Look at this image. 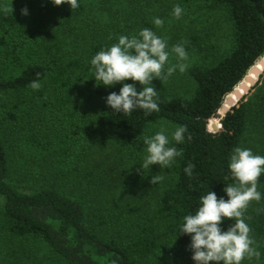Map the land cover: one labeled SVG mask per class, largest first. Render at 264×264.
<instances>
[{"label":"trees","instance_id":"16d2710c","mask_svg":"<svg viewBox=\"0 0 264 264\" xmlns=\"http://www.w3.org/2000/svg\"><path fill=\"white\" fill-rule=\"evenodd\" d=\"M178 3L183 17L175 21L174 0H78L79 8L72 10L51 0H0V197L3 228L12 239L41 240L63 264H195L191 236L178 231L184 217L195 214L207 190L223 198L224 187L235 183L229 170L233 150L242 148L252 129H264V98L257 96L258 103L249 99L264 81V0ZM194 4L198 11L190 9ZM154 18H161L163 27H156ZM222 19L229 34L214 32ZM153 27L167 46L182 44L188 55L202 54L207 63L190 64L166 81L154 79L158 112L114 113L106 98L119 94L123 85H100L91 60L120 36L131 38ZM34 80L41 84L39 90L29 87ZM87 83H93L91 90ZM124 83L134 84L137 93L143 90L138 82ZM159 122L175 130L187 125L185 141L172 139L168 145L182 155L163 170L162 181L148 180L145 190L132 194L116 211L95 216L83 201L53 186L24 192L11 180L10 149L17 139L43 153L67 151L69 142L82 151L109 143L135 162ZM188 163L195 165L192 178L184 172ZM257 190L261 200L250 203L244 219L260 252L258 260L252 259L262 261L264 173ZM233 225L224 220L221 231ZM9 244L6 249L0 244V252H8Z\"/></svg>","mask_w":264,"mask_h":264},{"label":"clouds","instance_id":"9594fccd","mask_svg":"<svg viewBox=\"0 0 264 264\" xmlns=\"http://www.w3.org/2000/svg\"><path fill=\"white\" fill-rule=\"evenodd\" d=\"M51 3L54 6L68 4L71 10L79 8L78 0H51ZM5 11L9 9L6 7ZM10 11L12 13V7ZM182 13L181 6H174L173 16L176 19H180ZM21 14L27 15V10L22 9ZM153 23L159 28L163 27L164 21L154 18ZM166 49V40L151 29L144 28L138 36H120L118 43L94 56L91 65L95 70V81L105 87L123 85L119 94L112 92L106 98L107 105L114 113L131 115L134 110H143V114L148 116L160 110L157 103L159 92L152 81H166L177 69L184 73L189 67L185 48L182 44H176L171 52L175 54L178 63L169 65L165 72V65L169 61ZM126 80L138 82L143 90L137 93L134 84H125ZM29 87L39 90L41 84L34 80ZM186 132L187 125L178 126L173 133V140L177 144L183 143ZM187 139H192L190 134ZM144 143L147 145V156L143 165H140V170L149 169L151 165L167 168L176 157L182 155V151L168 146L169 139L163 130L151 138L145 137ZM194 168V164L188 163L184 169L189 178H192ZM229 170L235 183L228 184L223 189L228 199H218L215 192L207 190V194L201 197L195 214L185 216L184 223L178 230L182 235L191 236L189 248L195 264H242L245 259L255 257L258 260L260 257V252L253 246L255 241L250 236L251 229L245 222L244 214L252 201L261 200V193L257 188L259 178L264 173V156L253 154L250 149L237 147L230 157ZM163 179V176L155 175L151 183L156 184ZM228 179L226 176L225 180ZM224 220L234 221V225L222 232L220 225Z\"/></svg>","mask_w":264,"mask_h":264},{"label":"rangeland","instance_id":"374dc122","mask_svg":"<svg viewBox=\"0 0 264 264\" xmlns=\"http://www.w3.org/2000/svg\"><path fill=\"white\" fill-rule=\"evenodd\" d=\"M174 1L176 5H179V0ZM190 9L198 11V5L194 4ZM173 20L176 21L177 19L174 17ZM226 21L222 19L220 27L216 26L214 32L220 31L222 34H229V25ZM152 29L156 32L154 27ZM194 31H192V34L196 33ZM198 33L202 36L204 30H200ZM212 41L217 47L219 40L216 36L213 37ZM223 41L227 42L225 39ZM174 45L169 44L167 46L169 61L165 65L166 67L178 63L175 54L171 52ZM72 47V44L67 46L68 49H72ZM226 47L227 45L224 44L223 48ZM213 53L215 54L214 50ZM188 57L189 59L186 61L188 65L199 64L200 62L207 63L202 54L195 53V55H188ZM207 61L209 60L207 59ZM175 73L181 75L179 69ZM178 81L180 91L185 93L183 91L184 87H182L184 80L181 81V78H179ZM87 84L91 90L93 83ZM250 94L249 99L251 102L258 103L257 96L263 99L264 81ZM260 126L256 127V130L252 129L247 134L242 145L243 149L255 150L264 154V129ZM161 130L164 131L170 143L175 129L165 122L153 125L149 131V137H153ZM68 144L65 146H68L67 151L57 148L55 151L43 153L38 150L36 152L29 150L24 142L18 141V139L15 140L10 149L11 180L13 183L24 192H32L46 186H53L60 192L83 201L87 208L94 210L95 216H97L108 210H118V207H121L120 203L132 200V194L138 190H145L148 186V180L151 181L155 175L162 176L163 170H165V168H159L158 165H151L149 169L140 170V165H143L147 151L134 162L128 160L125 154L117 151V149L115 150L109 143H96L87 151H82L78 147L75 150L71 146V142ZM137 183L139 184L133 187ZM223 199H228L226 194ZM2 203L0 197V244L4 243L6 249L10 243V250L6 253L0 252V259L4 257L9 264H63L41 240H35L34 238L12 239L3 228ZM25 248H28L29 251L24 254L23 249ZM242 264H264V259L262 261L245 259Z\"/></svg>","mask_w":264,"mask_h":264}]
</instances>
